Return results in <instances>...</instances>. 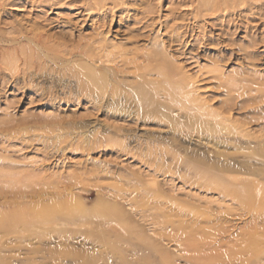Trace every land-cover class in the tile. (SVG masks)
Returning <instances> with one entry per match:
<instances>
[{"label": "rangeland", "instance_id": "374dc122", "mask_svg": "<svg viewBox=\"0 0 264 264\" xmlns=\"http://www.w3.org/2000/svg\"><path fill=\"white\" fill-rule=\"evenodd\" d=\"M140 1L122 16L115 15V20H120V24L111 26L110 37L122 43L137 40L134 44L127 43L126 47L144 49L149 47L155 36L156 40L167 41L168 36L172 34V26L178 27L175 33L181 35L184 34L182 32L185 27L193 28L194 40L190 42L195 45L183 47L180 52H171L174 62L182 66L186 74L196 79L199 94L207 106L217 110L224 103L232 105L233 100L228 101V98H233L238 104L229 112L232 119L237 123H248L245 128L251 135L250 141L255 142V137L262 136L264 36H260V31L264 33V18L251 14L248 10L239 11L242 15L240 19L231 18L232 24H236L238 30L232 31L233 34L228 37L225 36L234 42L229 46L222 44L223 37L218 36L221 33L220 28L224 25L220 24L222 17H206L207 19L202 18L197 23L190 18L194 6L186 0ZM53 2L54 4L50 1L49 5V2L34 4L28 0H11L0 7V41L5 37H16L19 32L34 27L49 34L59 31L71 33L72 39L76 41L89 38L94 29V22L90 16L85 15L83 0ZM154 6H157L154 10L156 13L148 14ZM142 14L155 18L157 28L151 35L144 32V36L136 39L138 33L131 32L130 29H134L138 24L134 25L132 19L140 18ZM159 22L161 25L166 24V28H161ZM197 24H203V28L197 29ZM201 36L204 37L202 41ZM189 40L190 37L185 38V41ZM252 40L260 44L249 48L248 42ZM14 45L27 47L25 43ZM176 48L173 47V50ZM246 51L248 54L252 53L253 57L245 58ZM121 79L133 82L131 74L122 76ZM160 81L162 78L159 77ZM61 93L68 95L69 90L64 88ZM37 94L21 84L0 86V218L12 225L0 227V264H86L91 260L97 262L96 264H126L127 261L131 264H264V243H261L256 253H247L240 258L228 255L233 252L236 238V245L240 243L237 234L250 229L253 221L251 216L247 212H233L237 205L230 201L222 203L217 193L207 192L195 185L189 187L181 180L190 178V175H184L185 169L190 168L188 172L191 173L192 169L203 166L204 160L200 159V155L202 157L214 151H221L230 155L246 152L258 157L255 144L242 145L228 140L225 144L217 146L213 142L199 140L196 136L185 137V134L188 135L186 127L171 133V123L183 122V117L139 119L129 112L113 109L98 111L84 98L78 99L80 104H70L48 100L45 96ZM239 104H242L241 107ZM176 113L175 111L172 114ZM233 120L229 122L230 125L234 123ZM114 128L121 129V133L133 138L134 142L128 145L130 149L133 148L131 153H121L110 145L102 149L87 150L97 138L115 139ZM135 150L138 153H134ZM166 153L168 154L165 155ZM172 155L180 164L171 159ZM181 161L184 164H181ZM175 166H180L179 172L185 171L179 174L181 179L178 177L179 172L173 171ZM181 166L185 167L182 169L184 171ZM244 166L245 169H256L255 174H245L244 169L242 173L225 175L242 177L247 183L263 184L264 163L249 162ZM155 168L162 170L159 173ZM35 204L46 207L51 214L38 218V223L33 226H26L25 218H32L23 217V213H27ZM68 204L82 206L80 209L83 211L71 214L61 209ZM207 205H210L208 210ZM101 207L121 209L124 220L131 223L127 234L133 233L135 236L130 235L129 239L125 237L127 234L116 232L118 235L114 236L119 237L116 241L113 236L109 237V243L112 241V244L117 245L116 252L108 251V256L105 253L106 255L100 257L96 255L99 254L96 250L101 248L93 242L94 237H91L95 231L94 224L112 221L117 214V211L112 213L113 216L105 213ZM227 207L231 211L229 214L224 213ZM173 210H189V215L185 213L188 216L174 218L183 220L181 223L187 225L197 222L191 218L192 215L200 213L199 210L205 213L211 210L213 217L210 215L211 219L209 218L207 224L203 222L201 227L206 225L208 229L212 227L211 224H215L214 228L222 226L223 230L227 227V230H224V238H221V246L217 248L216 243L212 245V251L206 248L201 249V254H193L181 251L175 241L164 240L159 233H168L172 227L166 224L163 218L169 221L170 214L176 213ZM167 217L168 219H165ZM171 219L173 220V217ZM261 221L263 223L259 225L264 228V219ZM10 229L13 232L9 231ZM123 237L130 241L123 240ZM117 241L122 242L117 244ZM119 252L123 254H120L123 259L117 254ZM94 255L96 257L90 258ZM98 257L100 258L97 260ZM136 258H139L138 262ZM122 260H125V263ZM129 262L127 264H130Z\"/></svg>", "mask_w": 264, "mask_h": 264}, {"label": "bare ground", "instance_id": "6f19581e", "mask_svg": "<svg viewBox=\"0 0 264 264\" xmlns=\"http://www.w3.org/2000/svg\"><path fill=\"white\" fill-rule=\"evenodd\" d=\"M10 1L11 0H0V7L6 5ZM28 1H32L34 4H47L49 2V5L50 1H52V4H54V0ZM137 1L138 0H83L85 15L90 16L94 22V29H92L89 38H83L76 41L72 39L71 33L59 31L57 33L49 34L47 31H43L41 28L36 27L21 33L19 32L16 37H5L0 41V86L5 87L6 84L17 86L21 84L24 88L26 87L27 90L36 94L38 93L37 95L45 96L48 100H59L65 103L70 102V104H78L80 102L78 99L84 98L98 111L113 109L114 111L129 112V114H134L139 119H153L159 117L169 119L171 117H183L185 121L171 123L173 126L171 127V133L178 132V130L186 127L188 129V135L185 134V137L196 136L199 140L203 139L208 142H213V144L217 146L225 144L228 140H233L240 144L242 143V145L255 144L258 157H254L252 153L246 152L239 155H230L221 151H214L208 153L207 156L204 155L201 157L200 155V159L202 158L204 160L202 162L203 166L192 169L191 173L188 172L191 169L188 168L189 166H186L187 164L185 161V166L188 169H185V172L182 170L185 167L182 168L181 166V170L186 173L184 175H190V178H186V180L181 179V175L179 176V174L184 173L179 172L180 166H175L173 171L175 170L177 173L179 172V179L183 180L184 184H187L189 187L195 185L198 186L199 189L207 192L213 191L214 193H217L218 198L222 203L230 201L233 205H237V209L235 208L234 211L232 209L233 212H236V210L244 213L247 212L253 220L250 229L247 232L237 234L239 235L240 243L239 245H236V241L238 240L236 238L233 252H229L228 255L240 258L247 255V253H256L259 251L261 243H264V228L259 225L262 222L261 220L264 219V182L263 184L255 182L247 183L242 177H228L225 174L242 173V170L245 169L243 166L247 165V163L249 164V162L258 164L259 161H261L264 163V133L260 137H255L256 141L253 139L255 142L250 141L249 139L251 135H249V132L245 128L248 123H237V121L233 120L229 115V112H231L238 102H234V99L229 97L228 101L233 100V104L230 106L227 105V103H224L217 110L207 106L206 101L203 100L199 94L200 89L196 85V79L186 74L187 72L184 68L178 66L176 62H174V59L172 58L173 54L170 55L171 52H180L183 47L186 48L188 45H195L190 42L194 40L193 28L185 27V31L182 32L184 34L181 35L175 33V30H177L178 27L176 28L172 26L170 27L172 34L168 36L167 41L165 39V41L156 40L157 38L155 36L149 47L144 49L126 47L127 43L134 44L137 43V40L125 41L122 43L120 41H114V38L110 37V33L112 32L111 26L116 23L120 24V20L119 22L115 20V15L118 14L122 16V14L127 13ZM186 2H191L194 6L192 10L193 13L190 17L194 22L199 23L202 18L218 19L219 17H222L220 24L222 25L224 23V25L220 28L221 33L218 36L221 38L223 37L222 44L226 43V45L229 46H232L231 43L234 42L227 37L233 34L232 31L234 32L238 30L236 24H232L231 18L234 17L235 19V17H237V19H240L242 15L239 11L248 10L251 14H257L260 18H264V9H262V6L264 5H262V0H186ZM155 7L157 6H154V8L150 9L147 13H156L154 11L156 10ZM132 20L134 25L138 24L134 29H130L131 32L138 33L136 39L144 36V32L151 35L157 28L155 18L152 16H143L142 14V17H133ZM160 23L161 22H159V26L161 28H166V24L161 25ZM202 28L203 24H197V29ZM260 33V36H264L262 31H260ZM189 37L191 40L185 41V38L187 39ZM202 40H204L203 36L200 37V41ZM226 41L230 42V44ZM1 42H3V44ZM16 43H25L27 47L23 48L24 44L23 47H17L14 45ZM4 44L9 45L4 46ZM258 44L260 43H257L255 40L248 42L249 48H253ZM173 47L177 48L173 50ZM248 53L249 52L246 51L245 58H252V53ZM128 74L132 75L133 82L121 79L122 76L125 77ZM153 76L155 77L154 79L152 78ZM159 77L162 78V81L160 82ZM64 88L69 90L68 95L61 93V90ZM241 105L242 104H239L238 106L241 107ZM175 111L177 113L173 115L172 113ZM232 120L234 123L230 125L229 122ZM261 130V132H264V126L261 127ZM121 132V129L114 128L113 133L116 136L115 139L97 138L91 142L90 149L87 150L102 149L110 145L113 148H117L121 153H131L133 148L130 149L128 145L134 142L133 138H130L129 135ZM134 153H138L137 150H135ZM167 154L168 153L165 155ZM161 155L163 154L161 153ZM171 159L176 160V163L180 162L174 155H172ZM181 164L184 163L181 161ZM156 170L160 173L162 169L159 168V170ZM245 170L244 173L248 175H253L256 172V169L251 168ZM69 204L67 207L65 205L62 206V208L60 206V208L71 214H77L83 211L80 209L82 206L78 207ZM182 204L184 203L182 202ZM221 206L224 207L223 205ZM209 207L207 205L206 209L208 210ZM101 208L105 210V213H110V215L115 211H117V214L114 213L115 216L112 221H102L94 224L95 229L93 230L95 231L91 234V237H94V241L91 240V243L93 245L94 242L98 244L99 248L104 249L96 250L99 253L96 255H99L100 257L106 255L108 251L112 253V250H114L116 252L115 249L117 245L112 244V241L109 243V237L113 236L116 241L117 238H119L115 237L118 235L117 233L122 232L127 234L129 233L128 230L131 226L130 222L124 220V215L121 209L116 207ZM173 208L175 207H172V209ZM47 210L46 207H41L39 204L32 205L27 213H23V217L27 216L28 218H32H25V225L33 226L38 223V218H41L50 212ZM211 210L208 212L206 211V213L202 212L203 210H199L200 213H196L194 216L192 215L191 218L192 221L197 222H189V225L181 223L183 220L180 221L177 219L179 222L174 220V218L176 219L178 216H180V219L181 216H188L190 214L189 210L188 212L180 210L177 212L176 210H173L176 211V213L174 212L170 214L169 221L164 220L162 217L166 224L168 223L171 225L172 230L168 233H159L160 237L164 240L175 241V243H178L181 251L192 252L193 254H199L200 251L206 248H209L208 250L212 251L211 247L212 245H216V243L217 248H219L221 246V238H224L223 236L227 227L225 228L226 230L224 229L225 231L221 228L222 226L220 223V228H217V226L214 228L213 225L215 224H211L213 228L210 226L211 228H208L209 230L205 227V224V226L201 227L203 222L207 224L210 215L212 216ZM54 211H57V209H54ZM54 211L52 212L54 213ZM230 212L231 211L228 207L224 210V213L229 214ZM185 213H188V215ZM193 213L195 212L193 211ZM50 214L51 213H49V215ZM164 214L166 217L167 215L165 212ZM110 215L108 216L111 217ZM203 215L204 218H202ZM171 217H173V220ZM165 219H168V217ZM212 221L213 219L211 222ZM3 225H7V227L12 226L10 223L8 224V221H5L1 217L0 227ZM11 229L9 231H11ZM130 235L132 237L135 236L133 233H130L125 235V237L129 238ZM125 237L122 239L125 240ZM106 238L108 240H106ZM129 239H126V241H130ZM121 242L117 241V244H120ZM230 249L232 250V248ZM118 250L120 249L118 248ZM95 252L93 251V253ZM117 254L123 255L121 252ZM136 254L137 253L135 252V255ZM96 255L91 256L90 258H94ZM100 257H98L97 260ZM208 257L215 259L213 256ZM165 258L167 257L165 256ZM122 261L125 263V260ZM134 261L136 260L134 259ZM128 262L129 261H127L126 264ZM93 263L94 261L92 260L86 262V264ZM96 263L97 262L94 264ZM121 264L123 263L121 262Z\"/></svg>", "mask_w": 264, "mask_h": 264}]
</instances>
